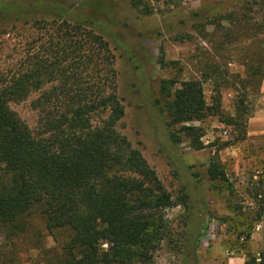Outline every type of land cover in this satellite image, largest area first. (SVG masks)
I'll return each instance as SVG.
<instances>
[{"label": "trees", "instance_id": "obj_1", "mask_svg": "<svg viewBox=\"0 0 264 264\" xmlns=\"http://www.w3.org/2000/svg\"><path fill=\"white\" fill-rule=\"evenodd\" d=\"M18 3L0 5V12L51 20H36L20 59L0 71V231L17 233L18 220L38 209L49 232L70 234L53 264H154L164 211L188 209V192L183 188L180 202L175 201L140 150L118 132L125 112L117 94L115 55L103 36L90 23L67 21L69 11L46 0ZM254 31L251 39L264 38V23ZM253 63L246 65L251 95L264 81V64ZM177 84L162 81V106L156 102L169 131L180 125L193 149L201 150L200 130L185 124L223 116L233 135L221 148L246 138L252 109L245 86L236 96L234 114L224 116L216 102L207 104L200 78ZM26 103L34 114L31 125L14 110ZM169 137L174 143L179 139L172 132ZM206 172L211 182L229 183L215 159ZM256 196L261 197L257 219L264 193ZM250 234L242 238L246 243ZM244 264H255L250 252Z\"/></svg>", "mask_w": 264, "mask_h": 264}, {"label": "rangeland", "instance_id": "obj_2", "mask_svg": "<svg viewBox=\"0 0 264 264\" xmlns=\"http://www.w3.org/2000/svg\"><path fill=\"white\" fill-rule=\"evenodd\" d=\"M19 1L0 0V5ZM46 1L67 9V21L90 23L109 43L125 112L118 132L140 150L175 201L180 202L183 188L190 196L188 209L176 206L164 211L165 227L154 264H228L230 258L246 257L251 251L243 239L251 233V203L257 208L256 200L261 199L256 193L264 190V179L253 181L251 188V174L263 176L264 149L251 148L247 136L221 148L233 135L232 127L222 123L223 116L185 124L200 130L204 148L193 149L180 125L171 131L166 126L167 118L160 112V83L177 81L178 88L183 81L200 78L207 104L216 102L224 116L234 114L243 85L253 114L259 96L251 95V85L245 83L251 81L246 65L251 60L254 65L264 64V38L251 39L256 24L264 23V0ZM40 19L51 20L40 14L0 12V71L20 59L31 25ZM14 110L33 124L27 103ZM169 132L179 138L176 143ZM255 156L262 161L251 160ZM211 159L224 169L228 184L208 179ZM18 221L17 233L0 231V264H53L69 232H49L38 209Z\"/></svg>", "mask_w": 264, "mask_h": 264}, {"label": "crops", "instance_id": "obj_3", "mask_svg": "<svg viewBox=\"0 0 264 264\" xmlns=\"http://www.w3.org/2000/svg\"><path fill=\"white\" fill-rule=\"evenodd\" d=\"M257 96H259L258 106L256 107L255 111L248 119L247 122V143H250L251 148L256 149H264V81L259 86V91ZM249 145V144H247ZM261 160V156H255L254 158L251 157V160ZM262 176V172H257V175L251 174V188L255 186L253 181H257V179H264V174L260 178L258 175ZM264 183V180H263ZM264 193V190H263ZM261 193V194H263ZM251 195L253 196L254 193L251 191ZM257 197V196H256ZM257 199H261V197H257ZM259 203V200H256ZM256 204L258 207L259 204ZM253 205V206H252ZM254 202L251 203V234L250 239L248 241L249 250L251 251V255H254L256 252H264V205L263 211L261 212L259 218H255L254 213ZM253 209V210H252ZM256 219V220H255ZM246 261V257L244 255L236 256L235 258L228 259V264H244Z\"/></svg>", "mask_w": 264, "mask_h": 264}, {"label": "built area", "instance_id": "obj_4", "mask_svg": "<svg viewBox=\"0 0 264 264\" xmlns=\"http://www.w3.org/2000/svg\"><path fill=\"white\" fill-rule=\"evenodd\" d=\"M253 258L255 264H264V252H256Z\"/></svg>", "mask_w": 264, "mask_h": 264}]
</instances>
